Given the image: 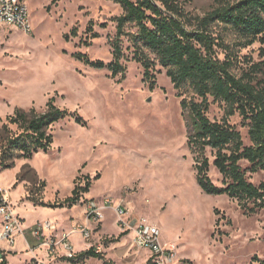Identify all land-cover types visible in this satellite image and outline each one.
I'll return each mask as SVG.
<instances>
[{
    "label": "rangeland",
    "instance_id": "rangeland-1",
    "mask_svg": "<svg viewBox=\"0 0 264 264\" xmlns=\"http://www.w3.org/2000/svg\"><path fill=\"white\" fill-rule=\"evenodd\" d=\"M26 1L31 30L8 27L0 33V124L15 107L43 110L52 96L85 123L75 116L59 120L51 128L54 141L48 152L19 158L15 166L5 168L6 179L17 172L25 176L19 181L25 187L21 201L39 207V217L47 216L54 206L40 203L57 204L72 194L77 177L84 183L88 175L92 184L84 200L64 206L74 207L70 220L84 222L86 199L110 195L127 206L131 226L138 219L159 226L164 252L156 257L133 243L132 229L121 230L107 214L113 212L116 219L114 210L108 208L91 238L104 247L102 258L89 257L92 264H259L254 257L264 259V208L246 212L237 199L211 195L200 187L196 153L189 143L191 121L158 59L151 87L152 80L144 79L143 66L133 58L128 36L122 40L123 73L115 75L74 56L82 51L91 59H113L114 17L122 13L121 5L113 0ZM183 2L192 14L202 15L216 0ZM93 31L99 36L92 37ZM258 46L242 52L258 58ZM223 111L214 102L209 115L220 118ZM231 121L238 123L248 142L241 118L234 115ZM10 127L17 131L16 124ZM207 154L213 160L214 152L209 149ZM241 163L249 169L247 161ZM209 174L223 184L214 165ZM247 176L258 184L263 171L247 170ZM64 218L65 213L57 214L62 225ZM70 238L76 249L85 245L79 232Z\"/></svg>",
    "mask_w": 264,
    "mask_h": 264
},
{
    "label": "trees",
    "instance_id": "trees-1",
    "mask_svg": "<svg viewBox=\"0 0 264 264\" xmlns=\"http://www.w3.org/2000/svg\"><path fill=\"white\" fill-rule=\"evenodd\" d=\"M122 7L115 16L116 33L112 41L113 59H91L77 51L74 56L95 68H109L113 74L123 73L125 66L122 40L128 36L133 44V58L141 63L144 79L154 81L156 59L182 96L181 104L188 113L192 131L189 143L196 153V178L208 194H227L238 200L246 212L264 208V0H216L204 14L194 15L183 0H113ZM105 25V24H103ZM136 29H128V26ZM73 33H76L73 29ZM92 37L99 36L96 31ZM258 43V58L243 49ZM90 44V41H86ZM155 54V57L152 54ZM223 107L220 118H212V103ZM241 118L247 126L248 142L238 123ZM81 116L56 104L50 97L41 111L35 107H15L6 121L0 124V169L15 166L19 158H30L39 151L48 152L54 141L51 128L54 123ZM10 124L17 125L13 132ZM214 152V158L207 154ZM242 161L249 163L243 168ZM214 165L223 176V184L213 181L209 174ZM247 170L263 171L256 184L247 176ZM77 181L72 194L56 203L41 205L64 207L84 200L92 178ZM21 172L17 182L24 180ZM101 257L93 247L77 253L75 261ZM264 264V259H258Z\"/></svg>",
    "mask_w": 264,
    "mask_h": 264
},
{
    "label": "built area",
    "instance_id": "built-area-1",
    "mask_svg": "<svg viewBox=\"0 0 264 264\" xmlns=\"http://www.w3.org/2000/svg\"><path fill=\"white\" fill-rule=\"evenodd\" d=\"M8 27H20L25 31L31 30L29 7L26 0H0V33ZM84 208V222L74 220L68 230L61 228L55 218H44L37 221L32 227V234L37 240V246L44 247L49 259L60 264H92L89 258L84 261H75L79 251L74 247L70 235L79 232L85 242V247H93L97 253H101L103 245L92 243L91 238L97 225L106 217V210L112 208L116 215V224L121 230L132 229L133 243L149 250L156 257L161 256L164 247L161 242V230L158 225L146 220L138 219L131 226L130 215L127 214V206L121 201H115L110 195L100 199H86ZM24 230V219L16 211L15 204L9 199L6 190L0 188V264H7V253L15 250L17 236ZM38 254L33 255L29 264H48ZM98 264H104L103 262Z\"/></svg>",
    "mask_w": 264,
    "mask_h": 264
},
{
    "label": "crops",
    "instance_id": "crops-1",
    "mask_svg": "<svg viewBox=\"0 0 264 264\" xmlns=\"http://www.w3.org/2000/svg\"><path fill=\"white\" fill-rule=\"evenodd\" d=\"M8 169H0V188L6 190V194L9 199L16 204V211L23 217L24 219V230L18 234L17 241L15 244V250L7 253L6 262L7 264H29L30 259L33 255L38 254L43 261L49 262L48 264H60L59 262L49 259L46 255V250L44 247H36L34 249H29L30 247L37 246V240L33 236L31 230L34 224L44 218H55L57 219L58 213H65V218L63 219V225L60 226L65 229L69 225H71L72 220H70L71 214L70 209L66 207H51L48 209L47 216L36 215L37 213L42 211H38L39 207L34 206L30 201H21V198L24 197L25 187L23 184L17 182V173H13V175L9 178H5V172ZM75 210V209H74ZM111 213L112 221L116 223V219L114 218V213L111 211H107V214ZM52 215V216H49ZM76 216V215H74ZM76 219L78 216L75 217ZM59 220V219H57ZM74 221V220H73ZM60 223V222H59ZM66 230V229H65ZM106 230V229H105ZM85 249V245L83 247L77 248V251H81ZM96 258V257H95ZM92 257L91 259H95ZM65 264V263H62Z\"/></svg>",
    "mask_w": 264,
    "mask_h": 264
},
{
    "label": "water",
    "instance_id": "water-1",
    "mask_svg": "<svg viewBox=\"0 0 264 264\" xmlns=\"http://www.w3.org/2000/svg\"><path fill=\"white\" fill-rule=\"evenodd\" d=\"M136 220H137V219H136V218H134L132 222H133V223H135V221H136Z\"/></svg>",
    "mask_w": 264,
    "mask_h": 264
}]
</instances>
